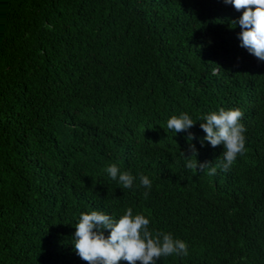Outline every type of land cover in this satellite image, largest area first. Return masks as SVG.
<instances>
[{"label": "trees", "instance_id": "obj_1", "mask_svg": "<svg viewBox=\"0 0 264 264\" xmlns=\"http://www.w3.org/2000/svg\"><path fill=\"white\" fill-rule=\"evenodd\" d=\"M0 264H264V0H0Z\"/></svg>", "mask_w": 264, "mask_h": 264}]
</instances>
